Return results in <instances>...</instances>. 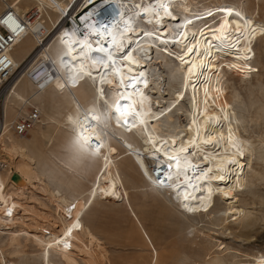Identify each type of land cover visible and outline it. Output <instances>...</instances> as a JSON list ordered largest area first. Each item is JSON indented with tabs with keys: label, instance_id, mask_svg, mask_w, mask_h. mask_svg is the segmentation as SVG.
I'll return each mask as SVG.
<instances>
[{
	"label": "bare ground",
	"instance_id": "bare-ground-1",
	"mask_svg": "<svg viewBox=\"0 0 264 264\" xmlns=\"http://www.w3.org/2000/svg\"><path fill=\"white\" fill-rule=\"evenodd\" d=\"M77 1L24 0L10 5L16 12L23 14L31 8L39 12V17L30 26V34L3 57L5 62L13 64L15 76L23 72L28 81L35 85V90L22 85L21 78L13 85L12 94L23 100L31 95L40 101L46 95L51 96L54 91L52 103L41 102L42 110L47 107L54 109L60 103L59 100L65 102L67 112L62 117L49 118L48 140L52 142L55 139L54 141L63 143L66 162L70 164L66 166L68 172L82 167L95 169V174L87 194L70 198V195L52 190L44 184L39 173L34 169L32 171L31 167L17 169L16 166H11L9 176L0 177V233L11 231L16 226L23 227L26 220L35 229L34 233L22 230L9 233L11 238L8 247L12 251L8 254H20L19 237L25 235L27 241L30 240L41 249V264H54L52 252L57 253L59 264H79L71 252L85 248L81 237L84 238L86 228L82 219L89 206L97 200H112L128 195L114 163L117 145L126 154L125 160H129V165L137 172L145 187L151 188V194L160 197V192L164 191L167 203L184 216L209 219L213 217L222 226L228 222L230 216L241 218L244 210L235 206V192L245 187V170L248 166L242 156L252 144L240 134L232 135L229 132L232 127H243L247 121L242 115H236L230 118V125L226 122L228 108L237 95L224 96L227 81H223V72L219 67L220 58L216 52L235 54L238 51L246 36L253 30L250 21L258 15L259 4L263 0H235L234 4L220 0L216 5L202 10H197L199 0H103L104 5H116V11L113 8L111 14L114 18L109 15L103 20L110 27L105 31L99 26H90L82 33L76 27L63 29L58 24ZM31 4L35 6L28 8ZM161 5L168 7L171 16L165 13ZM145 8L150 11L145 13ZM175 9L178 14L174 13ZM237 12L241 16H236ZM43 15L51 28H59L54 32L55 36L53 35L54 46L53 43L46 45L45 40L42 41L51 30L40 19ZM51 15L55 16L54 20ZM125 21L131 23V31H126ZM172 24L178 28L176 34ZM39 27H44L41 35L38 32ZM144 33L152 35L146 36ZM111 36L127 44L124 52L119 53L120 56L131 50L133 59L138 62L131 64L118 59L116 66L120 69L119 75L111 66L106 70L102 65H94L92 57L96 53L87 47H107ZM216 37L220 39L217 40ZM26 44L29 46L25 55L15 60L14 54ZM39 44L40 47L36 50ZM171 46L177 51H171ZM186 46L196 50L188 63L186 61H189V54L184 51ZM51 48L54 53H49ZM154 52L157 54L155 59L152 56ZM31 53L34 56L23 65ZM156 64L167 69L168 81L179 87L172 93V99L167 106L165 104L163 107L156 102L155 108L150 93H163L164 86L161 73L154 76L155 78L149 75L148 69ZM193 64L196 67L190 73L188 68ZM42 67L47 72L38 82H32L28 78L29 73ZM15 76L11 81L15 80ZM132 77L138 81L134 86L130 84ZM8 81L6 85L11 82ZM183 98L187 101L188 110L185 125L180 128L173 125V120L174 113L181 110L179 102ZM117 106H120L122 112L126 109L125 115H117ZM126 117L131 121L128 125L124 124ZM11 124L6 126L4 122L3 128H0V145L4 148L5 156L12 160L20 158L30 166L35 165L36 162L28 155L22 143L13 142L10 137L6 138ZM117 138L121 139L124 146L117 142ZM78 139L80 143H77ZM5 140H8V145L3 143ZM181 148L187 151L182 152ZM169 156L180 159L179 172L175 163L167 158ZM185 161H190L191 166ZM147 162L154 164L151 168L157 174L161 166L166 167L173 163L172 169H163L164 174L160 176V180H164L163 184L148 170ZM209 168L212 169L211 172L208 171ZM203 173H207V176ZM12 175L16 176L15 180ZM221 176L224 179H220ZM36 185L52 207L49 212L53 214L48 213V221L40 214L39 216L31 204L33 192L30 190H35ZM217 200L225 203L222 209H216ZM72 205L74 208L70 210ZM68 242L70 248L64 249L62 245ZM1 257L2 264H11L3 260V255ZM157 260L158 258L155 259V264ZM255 262L264 264V256H256ZM209 264L222 263L213 260Z\"/></svg>",
	"mask_w": 264,
	"mask_h": 264
},
{
	"label": "rangeland",
	"instance_id": "rangeland-1",
	"mask_svg": "<svg viewBox=\"0 0 264 264\" xmlns=\"http://www.w3.org/2000/svg\"><path fill=\"white\" fill-rule=\"evenodd\" d=\"M79 1L81 0L77 2ZM217 1L220 2V0H199L197 10L216 5ZM225 2L234 4L235 0H225ZM21 5L24 6L25 3ZM34 6L31 4L27 7ZM174 13L178 14L179 12L176 10ZM51 18L54 20L55 16L51 15ZM40 19L49 26L45 15ZM250 23L253 30L246 36L243 45L235 54L216 52L220 58L219 67L223 72H221L223 81H227L224 96L237 95L235 101L233 100L234 102L228 108L229 116L226 118V122L230 125L229 123L232 122L230 118L236 115H242L247 121L243 125L245 129L242 126L232 127L229 132L232 135L240 134L252 144V147L250 146V149L242 156L248 166L245 170V187L235 192L237 194L235 206L243 209L244 215L239 219L230 216L224 226L220 225L217 222L218 219L215 220L213 217L209 219L191 215L184 216L167 203L164 191L160 192V197L151 194V188L145 187V183L129 165V160H125L126 154L116 144L114 163L118 167L128 195H121L120 198L112 200H97L89 206L82 219L87 236L86 238L84 235L85 239L81 237L85 248L81 247V250L74 249L71 252L79 264H155L156 258H158L156 264H209L213 260H219L222 264H256V256H264V0L259 4L258 15L252 18ZM48 28L49 30L54 29L50 26ZM172 29L176 34L178 28L175 24H172ZM57 30L59 28L55 33ZM53 35L55 36V34ZM53 35L45 40L46 45L52 43V46L55 45ZM28 46L29 44H26L21 47L14 54V59L17 60L25 55ZM171 47V51H177L175 47ZM52 50L51 48L49 53H54ZM152 56L155 59L156 52ZM154 62L155 60L152 63ZM152 67L148 69L149 75L155 78L154 76L161 73L164 81L163 93L157 94L155 91L150 93L152 101L155 103V108L156 102L165 107V104L167 106L171 101L172 93L179 86L168 81L167 69L157 64ZM18 76H15V80L3 88L0 95V118L5 116L6 125L13 123L18 115L28 113L30 106L39 109L40 124L25 139H21L8 128L10 132L6 137L7 139L10 137L13 142L22 143L26 147L28 155L36 163L30 166L20 158L12 160L5 156L4 148L0 145V177H8L11 166H16L17 169L31 167L32 171L34 169L39 173L40 180L52 190L70 195V198L87 194L89 185L93 181L95 169L81 167L82 169L78 168L76 171L72 169L68 172L66 168L70 164L66 162L63 143L54 141L55 139L52 142L48 140L50 135L47 125L49 118L64 116L67 112L65 102L58 100L60 103L54 106V109L57 110L47 107V111H43L42 103H52V97L55 96L54 91L51 92V96L46 95L40 101L31 95H27L24 98L25 101L17 98L12 94V88L21 78L22 85H27L30 90H35V85L28 81L23 72ZM107 95L109 96V92ZM179 103L181 110L174 113L173 125L182 128L181 126L186 122L188 104L184 98ZM105 111L108 112L107 109ZM117 142L121 143V139L117 138ZM3 143L9 144L8 140ZM1 163L6 169L1 167ZM151 165V162H147L148 170L152 172L153 168L151 167L154 164ZM37 186H35V190H30L33 192L31 204L36 213L48 221V213L52 207L48 203L47 197L43 192L40 193ZM86 199L87 196H85ZM224 206L223 201H216V209H222ZM26 221L23 227L16 226L11 231H1L0 260L3 255V260L11 264H41V259H39L41 249L30 240L27 241L25 235L19 237L20 254L13 256L8 254L9 251H12L8 247L11 233L21 230L34 233V225L32 226L30 221ZM24 232L19 233L24 234ZM219 244L222 245L218 247ZM51 257L54 264H59L57 253L52 252ZM0 264L2 263L0 262Z\"/></svg>",
	"mask_w": 264,
	"mask_h": 264
},
{
	"label": "built area",
	"instance_id": "built-area-1",
	"mask_svg": "<svg viewBox=\"0 0 264 264\" xmlns=\"http://www.w3.org/2000/svg\"><path fill=\"white\" fill-rule=\"evenodd\" d=\"M21 1L24 0H0V95L2 94L6 82L8 80L11 81V79L16 75L13 64L5 62L3 57L6 53L12 52L13 48H15L20 41L25 39V37L30 34V26L33 25L34 21L39 17V12L34 8H31L23 14L16 12V10L10 6L11 4H16ZM103 3V0H81L75 3L69 13H67L68 11L66 12L67 15L64 14L61 18L62 22H59L58 24L63 29H75L76 27L79 29L80 33L90 26L95 28L96 26H99L103 20H105V16L108 17L110 15L114 18L111 14L113 13V8L114 11H116V5H104ZM100 5L104 6L99 7ZM43 31L44 27H39L38 32L40 35ZM55 31L56 27L46 33L42 41L48 39ZM81 35L83 37V34ZM39 47L40 44L36 47V50L39 49ZM32 56H34V53H31L27 57L23 65H25ZM50 70L51 69L48 71L50 72ZM14 72L15 74H13ZM46 72L45 67L36 68L29 73L28 78L32 82L36 83ZM40 118L41 115L39 109L35 106H30L28 113L18 115V117L10 125V129L18 137H26L40 123ZM4 122L5 116L3 115L0 118V128H3ZM2 164L3 163H1V167L3 168L4 165ZM4 168L6 169V167ZM73 208V205L70 206V210ZM67 245L69 246L65 247V245H62V247L64 249H69L70 243L68 242Z\"/></svg>",
	"mask_w": 264,
	"mask_h": 264
},
{
	"label": "snow or ice",
	"instance_id": "snow-or-ice-1",
	"mask_svg": "<svg viewBox=\"0 0 264 264\" xmlns=\"http://www.w3.org/2000/svg\"><path fill=\"white\" fill-rule=\"evenodd\" d=\"M162 7H164V11L165 13L168 15V16H171V12L170 10L168 9V7L166 5H161ZM150 10L148 8H145L144 9V12L147 13L149 12ZM231 14V13H230ZM236 16H241V14L239 12L235 13ZM126 25H127V28H126V31H131L132 29V25L130 22L128 21H125ZM157 23H159V20H157ZM190 23V21H189ZM102 29H104L105 31L108 30V28L110 27V25L108 23H105V22H102L100 25H99ZM144 35L146 36H151L152 33H144ZM217 40H219L220 38L219 37H216ZM87 47L91 48L92 51L94 53H96L95 56L92 57V63L94 65H102L104 69H109L110 66L112 68V70H114L116 72L117 75H119L120 73V69L116 66V61L118 59H122V60H125V61H129V63L131 64H136L138 63L136 60L133 59L132 57V51H128L127 54L123 55V56H120L119 53H123L125 48L127 47V44L122 42V41H118L116 39L115 36H111L110 37V43L108 44L107 47L103 46V45H98L96 47H92L91 45H88ZM187 54H189V61H186V63L190 62V56L192 54H195L196 53V50L193 48V47H185V50H184ZM196 66L193 64L191 65L189 68H188V71L191 73L193 68H195ZM129 71H131V69L129 68L128 69ZM143 75V73H141V76ZM138 81L136 80L135 77H132L131 80H130V84L131 86H134ZM146 84V81L144 82ZM116 113L117 115H125L126 113V109H125V112H122L121 111V108L120 106H117L116 108ZM129 123H131V121L126 117L125 120H124V124L125 125H128ZM77 143H80V139L77 140ZM206 143H210V141H206ZM97 146L99 147V144L97 143ZM166 147V145H165ZM181 151L184 152V151H187V149H184V148H181ZM170 161L174 162L175 163V166H176V170L179 172L181 169H180V164H181V161L178 157L176 156H169L167 157ZM186 164H188L189 166H191V162L190 161H185ZM165 166H161V170L160 172L158 173V176H157V179L160 180V176L163 175V169H164ZM166 167L168 169H172L173 167V163H169L168 165H166ZM198 167V166H197ZM209 172L212 171L211 168L208 169ZM204 176H207V173H203ZM165 179H167V177H165ZM220 179H224L223 176L220 177ZM160 183L163 184L164 183V180H160ZM209 191H211L209 189ZM191 210V209H189ZM10 214V213H9ZM69 245L65 244V247H68Z\"/></svg>",
	"mask_w": 264,
	"mask_h": 264
},
{
	"label": "water",
	"instance_id": "water-1",
	"mask_svg": "<svg viewBox=\"0 0 264 264\" xmlns=\"http://www.w3.org/2000/svg\"><path fill=\"white\" fill-rule=\"evenodd\" d=\"M15 178H16V176L14 175V176L12 177V179L15 180Z\"/></svg>",
	"mask_w": 264,
	"mask_h": 264
}]
</instances>
